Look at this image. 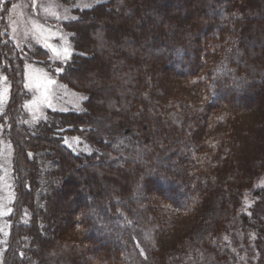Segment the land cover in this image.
<instances>
[{"label":"trees","instance_id":"1","mask_svg":"<svg viewBox=\"0 0 264 264\" xmlns=\"http://www.w3.org/2000/svg\"><path fill=\"white\" fill-rule=\"evenodd\" d=\"M15 1L0 0L3 264H264V0H59L75 19L59 23L71 58L54 65L8 39ZM26 62L84 95L82 110H48L31 133Z\"/></svg>","mask_w":264,"mask_h":264},{"label":"rangeland","instance_id":"2","mask_svg":"<svg viewBox=\"0 0 264 264\" xmlns=\"http://www.w3.org/2000/svg\"><path fill=\"white\" fill-rule=\"evenodd\" d=\"M109 0H78L74 7L90 8L94 5L105 3ZM88 7H85V6ZM55 13V15H53ZM71 8L63 6L59 0H16L11 4L8 13L6 34L18 49L41 46L49 53V60L54 65L64 62L62 50L71 45L68 35L59 25L62 21L73 19ZM55 49L56 51H53ZM57 52L61 55L58 57ZM59 73L57 67L52 68ZM54 81V83H48ZM24 86L28 99L23 109L27 114L25 125L31 133H36L38 125L46 118L48 110L53 111H81L84 95L76 93L60 84L45 69L35 63L26 62L24 67ZM10 86L6 75L0 69V114L4 111L9 101ZM24 120L19 122L23 125ZM4 134V126L0 124V264H3V254L7 247L10 222L8 220L14 200L12 184L13 148ZM83 140L78 137H66L64 144L75 153L86 152L82 150ZM86 147V145H85ZM259 188H264V177L258 183ZM256 200L250 195L246 196V212L254 206ZM171 214V213H170ZM256 215L264 220V201L256 204ZM185 220L173 223L180 226ZM262 264V263H256Z\"/></svg>","mask_w":264,"mask_h":264},{"label":"snow or ice","instance_id":"3","mask_svg":"<svg viewBox=\"0 0 264 264\" xmlns=\"http://www.w3.org/2000/svg\"><path fill=\"white\" fill-rule=\"evenodd\" d=\"M85 7H88V6L86 5ZM53 15H55V13H53ZM73 19H75V17H73ZM53 51H56V50L53 49ZM60 55L61 53L57 52V56L59 57ZM62 55H63V58L66 60L71 58V53L67 47L62 50ZM58 71H63V69H58ZM48 83H54V81H48Z\"/></svg>","mask_w":264,"mask_h":264}]
</instances>
